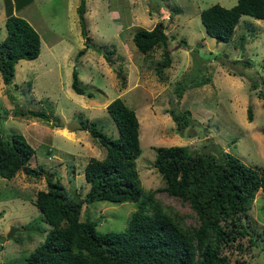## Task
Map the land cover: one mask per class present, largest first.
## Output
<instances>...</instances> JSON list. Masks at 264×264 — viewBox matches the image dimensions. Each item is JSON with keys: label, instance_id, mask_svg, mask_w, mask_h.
<instances>
[{"label": "rangeland", "instance_id": "1", "mask_svg": "<svg viewBox=\"0 0 264 264\" xmlns=\"http://www.w3.org/2000/svg\"><path fill=\"white\" fill-rule=\"evenodd\" d=\"M6 1L0 0V42L7 32ZM9 1L13 13L38 32L41 47L35 59L15 64L11 84L0 77V134L4 138L23 134L35 149L30 167L39 175L21 170L11 179L0 177V264H24L25 256L44 241L50 225L42 221L33 200L37 191L47 189L48 173L64 185L69 198L85 196L90 186L85 166L90 158H103L105 149L87 130L67 125L94 121L116 138L117 128L106 106L117 97L139 121L141 154L135 167L144 192L164 185L153 164L159 146L211 151L216 145L252 168L264 166V108L258 97L264 91V20L242 15L232 39L217 42L206 34L199 16L213 4L230 8L237 0H85L90 47L79 25L80 0ZM17 2L24 5L16 9ZM158 22L171 58L161 77L156 69L164 47L143 55L132 41L137 29H152ZM82 49L85 53L78 56ZM74 69L92 97L72 90ZM202 81L207 82L198 85ZM28 109L46 112L49 118L16 115ZM186 109L192 118L179 131L169 111ZM155 199L182 224H198L186 201L163 191ZM86 205L81 220L90 218L100 233L124 230L136 209L129 201ZM248 213L262 233L256 246L247 236L239 241L243 250L234 244L226 253L231 263L239 259L244 264H264V192L256 193ZM12 227L18 229L7 237Z\"/></svg>", "mask_w": 264, "mask_h": 264}, {"label": "trees", "instance_id": "2", "mask_svg": "<svg viewBox=\"0 0 264 264\" xmlns=\"http://www.w3.org/2000/svg\"><path fill=\"white\" fill-rule=\"evenodd\" d=\"M6 2L7 32L0 42V77L9 85L15 64L35 59L40 53L41 40L35 28L25 18L15 15L11 2ZM23 5L17 2L15 7L19 9ZM85 11V0H80L79 25L86 38L85 45L90 47ZM242 15L264 20V0H237L230 8L216 3L199 14L206 34L217 42L232 39ZM132 41L143 55L157 46L164 47V58L156 69L161 77L162 70L171 63L162 24L158 22L152 29H137ZM84 53L82 49L78 56ZM71 88L77 94L93 96L81 86L76 69L72 71ZM251 88L256 89L257 85L252 83ZM258 97L264 108V91H259ZM106 109L116 125V138L105 134L94 121L81 122L80 129L87 130L105 149L103 158H90L85 166L84 176L90 184L85 196L77 200L69 198L64 185L49 173L47 189L36 192L33 202L50 229L44 241L25 256L24 264H244L239 259L231 263L226 249L236 244L237 249L243 250L239 241L247 236L249 244L256 246L262 235L253 226L248 212L256 193L264 192V166L252 168L216 145L212 147L213 153L182 145L159 146L153 164L164 185L144 192L135 167V160L141 154L135 111L120 97L109 102ZM169 114L179 131L192 118L188 109L170 110ZM16 115L45 121L49 118L46 112L31 109ZM247 116L252 121L250 108ZM34 153L23 134L14 132L6 138L0 134V177L11 179L21 170L31 176L39 175L30 167ZM159 191L186 201L198 224L186 226L165 211L155 199ZM101 200L136 204L124 230L100 233L90 218L81 220L83 205Z\"/></svg>", "mask_w": 264, "mask_h": 264}, {"label": "water", "instance_id": "3", "mask_svg": "<svg viewBox=\"0 0 264 264\" xmlns=\"http://www.w3.org/2000/svg\"><path fill=\"white\" fill-rule=\"evenodd\" d=\"M81 126H82L81 122L72 121L67 125V128L75 129V128H81ZM17 229H18L17 227H12L8 232L7 237H10Z\"/></svg>", "mask_w": 264, "mask_h": 264}]
</instances>
